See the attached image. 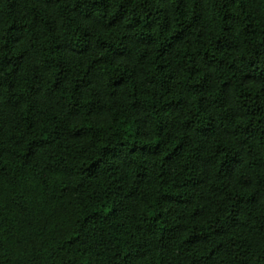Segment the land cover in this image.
Wrapping results in <instances>:
<instances>
[{"label":"trees","instance_id":"trees-1","mask_svg":"<svg viewBox=\"0 0 264 264\" xmlns=\"http://www.w3.org/2000/svg\"><path fill=\"white\" fill-rule=\"evenodd\" d=\"M0 264H264V0H0Z\"/></svg>","mask_w":264,"mask_h":264}]
</instances>
